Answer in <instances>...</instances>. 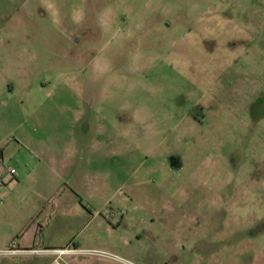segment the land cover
<instances>
[{"label":"rangeland","instance_id":"obj_1","mask_svg":"<svg viewBox=\"0 0 264 264\" xmlns=\"http://www.w3.org/2000/svg\"><path fill=\"white\" fill-rule=\"evenodd\" d=\"M0 170L53 264H264V0H0Z\"/></svg>","mask_w":264,"mask_h":264},{"label":"crops","instance_id":"obj_2","mask_svg":"<svg viewBox=\"0 0 264 264\" xmlns=\"http://www.w3.org/2000/svg\"><path fill=\"white\" fill-rule=\"evenodd\" d=\"M21 146V145H20ZM4 158V156L2 157V159ZM14 169V168H13ZM3 171L0 170V175ZM48 186L43 184L41 185V189L45 190ZM49 188V187H48ZM43 200L46 201V197L43 194L42 195ZM42 203L39 204L42 206ZM43 207V206H42ZM39 209H36V212L33 211L31 212L32 215L36 214L37 212H40ZM32 218H29V220ZM35 223V222H33ZM34 225V224H33ZM47 226H49L47 224ZM12 231L16 234L17 233V238H16V242H14L16 244V246H13L14 249H16L17 251H19L16 256L10 255L12 256V259L9 260L8 264H20L21 262H26L27 260H30L31 257L35 254L38 253L40 251L44 252L41 253L42 255H35V256H39L44 258L45 260L48 258L51 262L49 264H53V262L55 260H51L50 258L53 256L54 253H68V252H73V250H77V251H83V250H96V249H84L81 248V246H79V244L74 243L73 244V249L71 247H66L63 248V246H56V245H49L46 247H40L39 244L42 243L40 240L38 241V237L39 235L44 234V226L42 224L37 225V227L35 226H29L28 224L25 225L24 227H22L21 225H14ZM16 236V235H15ZM63 240V239H62ZM0 245L2 248H0L1 251H6V250H10L12 248V244H8V242L3 241V239H0ZM46 257V258H45ZM43 259V261H44ZM1 264H4V261H2V259L0 260ZM42 260L37 261L36 264H44ZM46 264V263H45Z\"/></svg>","mask_w":264,"mask_h":264},{"label":"built area","instance_id":"obj_3","mask_svg":"<svg viewBox=\"0 0 264 264\" xmlns=\"http://www.w3.org/2000/svg\"><path fill=\"white\" fill-rule=\"evenodd\" d=\"M10 173L15 176L17 175V171L16 169H10ZM0 184H4V176L3 175H0ZM75 252H78L77 250H74ZM19 251H17L16 249H10V250H6V251H0V254L2 253H5V254H15V253H18ZM90 253L92 254H96V255H99V256H104V255H107L109 257H113V258H117V256H114V255H111V254H106V253H103V252H100V251H90Z\"/></svg>","mask_w":264,"mask_h":264}]
</instances>
